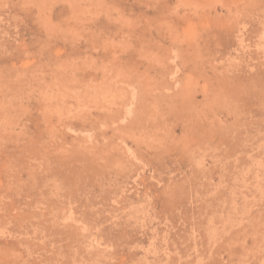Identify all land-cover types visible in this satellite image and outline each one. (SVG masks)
Wrapping results in <instances>:
<instances>
[{"label": "rangeland", "instance_id": "rangeland-1", "mask_svg": "<svg viewBox=\"0 0 264 264\" xmlns=\"http://www.w3.org/2000/svg\"><path fill=\"white\" fill-rule=\"evenodd\" d=\"M242 2L264 9L0 0V264H264V16L224 13ZM71 50L135 76L106 127L95 100L42 120L6 89Z\"/></svg>", "mask_w": 264, "mask_h": 264}, {"label": "bare ground", "instance_id": "bare-ground-1", "mask_svg": "<svg viewBox=\"0 0 264 264\" xmlns=\"http://www.w3.org/2000/svg\"><path fill=\"white\" fill-rule=\"evenodd\" d=\"M215 3H216V1H214V3H212V4H215ZM189 6H191V5H189ZM198 7L199 6H197V8ZM201 7H204V5L203 6L201 5ZM263 7H264V5H263ZM206 8L207 7H205V9ZM263 11H264V9L262 7H260V5L250 6V5L242 2V3H234L232 5L228 4L227 10L225 9L224 13L227 16L234 14L236 16L237 22H240V21L245 22L246 18L250 17V16H257V20L258 21L261 20V18H263V16H264L263 15ZM209 38H210V36H209ZM211 39H212V37H211ZM203 40H204V38H203ZM43 53L44 52H42L41 54H43ZM73 54L75 55L73 50H71V52L66 54V56L68 55V56L73 57V58H71L70 61H67L65 63L64 62L62 63V62H60L58 60L51 61L49 59V61H44L42 63H39L37 65V67L36 66L27 67L26 68L27 70H26V72L24 74V77L22 76L23 81L22 80H18V78H19V76H18V78H17V80L15 82L13 80L12 84H7L6 85V89L9 90L10 92H13L14 94L17 93V92L22 93V92L26 91L27 92L26 93L27 105H30L32 107L34 105V103L32 105V100L34 99L33 98V92L37 90L38 98L34 99V101H37L40 104V106L45 110V111H42V112H44L42 114L43 115L42 120L43 119L45 120L46 113H49L51 111L56 112V113L57 112L59 113V111H60L59 117L60 116L61 117L58 120H61V118L64 117V116H62L63 115V113H62L63 112V106H68L70 101H73L75 103L76 107L79 108V107L85 105V103L88 102L90 99H91V101L95 100V105L93 104L94 106L93 105L92 106H93V110L97 111L98 114L94 115L93 112L90 110V112L88 114H86V116L88 117V119H89V117H90V119L91 118L93 119V116H94V122H95V120H97V121L99 120V122L101 120L102 125L106 127L107 123L111 122V119H112L111 116H113V113L115 111L114 110V105L117 103V98H118L117 93L115 94L116 91L112 90V89H115V87L117 86L118 82H120V81H123V82L125 81L126 83L130 84L132 79L135 78V76L133 75L134 77L133 76L129 77L130 75L125 74V72L123 70H121V68H119V67L116 68L113 64H111V67L109 68V71H111V69H113V75H110V74H108V70H107V73H105V70H106L105 68H106L107 65L105 66L103 64L102 66H98L96 62H94V64L91 63V62H90V64H87L89 69H88V71H86L84 69L83 65H82L83 66L82 68L80 66H78V61L80 59L77 58V57H80V56L77 55L75 57V56H73ZM85 55H83V56H85ZM89 56H92V55H89ZM57 58H59V57H57ZM95 59L97 60V58H95ZM85 61L86 60L84 59V62ZM114 61H115V59H114ZM110 63H111V61H110ZM99 65H101V64H99ZM126 73H127V71H126ZM128 74H130V73L128 72ZM87 76L89 78H91V82L86 81L85 78ZM8 80H10V79H8ZM72 80L74 81V83L71 84ZM135 81H136V79H135ZM137 83H138V81H137ZM144 86H142L144 91H146V90L150 91L152 89V87H153V86L152 87L148 86L146 84ZM101 94H103V97H100ZM132 95H133V97H135L133 92H132ZM15 96H16V94H15ZM98 98H101V99L99 100ZM11 99H13V98H11ZM93 103H94V101H93ZM196 105H198V104H196ZM60 106H61V109L59 108ZM86 106H88V105H85V107ZM176 106H177V104H176ZM84 110H85V108H84ZM152 111H154V110H152ZM155 112H157V111H155ZM188 112L190 113V118L188 120V123L186 122V124L182 128L186 129L187 131L189 129H192L191 133L196 134V131L194 130L196 128V126L194 127V124L192 122H195V120L198 117V115H197V113H194V112L192 114L191 113L192 111H188ZM80 113H81V111H79V109H78V112H76V114L74 112H71V113L67 112V114H69V116L71 114H74L76 116H80ZM128 113H129V111H127V114ZM83 114H85V113H83ZM162 114L158 115V116H160L161 118L163 116H165V114H163V116H162ZM155 115H156V113H155ZM148 119L149 118L146 119V122H145L144 126L141 124V128L149 129V127L151 125L147 122ZM152 119H154V118H152ZM113 120H114V118H113ZM190 123H192V125H190ZM118 126H120V125H118ZM161 128H163V127L161 126ZM155 129H156V127H155ZM147 131H149V130H147ZM135 142L138 143L137 140H135Z\"/></svg>", "mask_w": 264, "mask_h": 264}]
</instances>
